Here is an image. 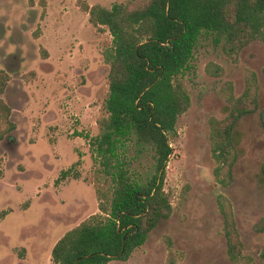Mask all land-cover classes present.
Instances as JSON below:
<instances>
[{
    "label": "rangeland",
    "instance_id": "rangeland-1",
    "mask_svg": "<svg viewBox=\"0 0 264 264\" xmlns=\"http://www.w3.org/2000/svg\"><path fill=\"white\" fill-rule=\"evenodd\" d=\"M130 0H86L111 8ZM112 45L75 0H0V98L12 130L0 140V264H52L51 250L68 230L99 212L97 164L88 136L105 111ZM212 66L218 68L215 73ZM214 68V67H213ZM264 35L230 59L214 37L199 40L184 85L190 106L170 137L164 188L173 211L126 260L107 264H234L227 256L217 198L230 201L244 254L264 264ZM259 81V107L236 126L238 152L227 187L213 175L209 120L229 112L226 84L242 93L246 71ZM69 170V176L62 172Z\"/></svg>",
    "mask_w": 264,
    "mask_h": 264
},
{
    "label": "trees",
    "instance_id": "trees-1",
    "mask_svg": "<svg viewBox=\"0 0 264 264\" xmlns=\"http://www.w3.org/2000/svg\"><path fill=\"white\" fill-rule=\"evenodd\" d=\"M75 1L97 32L108 31L112 37L105 54L106 114L97 121L98 132L88 136L101 182L95 189L99 212L55 242L51 262L107 264L126 260L172 214L170 194L164 188L173 153L170 137L190 106L184 77L199 40L213 36L236 61L244 47L264 35V0H130L111 8ZM212 69L218 72L216 66ZM6 84L7 75L0 72V92ZM226 85L229 112L209 120L213 175L223 187L231 184L238 157L236 126L259 107L254 71H246L241 94L234 95L231 83ZM10 115V107L0 98V140L14 127ZM259 119L264 129V108ZM217 204L228 259L234 264L249 261L230 201L219 195ZM173 261L170 257V264Z\"/></svg>",
    "mask_w": 264,
    "mask_h": 264
}]
</instances>
